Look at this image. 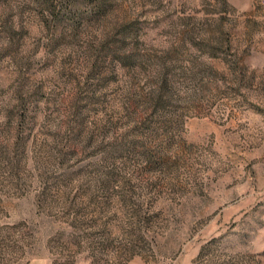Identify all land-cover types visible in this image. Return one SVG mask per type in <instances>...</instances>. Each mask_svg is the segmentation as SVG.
<instances>
[{
	"label": "rangeland",
	"instance_id": "obj_1",
	"mask_svg": "<svg viewBox=\"0 0 264 264\" xmlns=\"http://www.w3.org/2000/svg\"><path fill=\"white\" fill-rule=\"evenodd\" d=\"M0 264H264V0H0Z\"/></svg>",
	"mask_w": 264,
	"mask_h": 264
}]
</instances>
